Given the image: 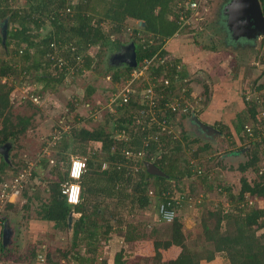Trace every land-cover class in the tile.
Segmentation results:
<instances>
[{
	"label": "trees",
	"instance_id": "obj_1",
	"mask_svg": "<svg viewBox=\"0 0 264 264\" xmlns=\"http://www.w3.org/2000/svg\"><path fill=\"white\" fill-rule=\"evenodd\" d=\"M10 1L0 0V23L2 22V28L5 23L8 25L6 43H3V32H1L0 45L3 46L4 56H15L18 61L7 64L0 56V147L8 143L12 144L13 141L18 142L19 137L27 132L31 121L26 116L19 117L17 122L13 121L10 109L13 105L11 96L15 87L11 85L12 81L19 78L22 81V86H26L31 85V81L35 80L41 90L37 93L33 91L42 99L50 87L56 89L60 85H65L72 69L77 68V74L83 75L98 67L100 63H97L95 55L90 54L92 47L100 46L110 53L117 52V50V53L121 52L126 44L115 42L113 38L115 35L123 33L128 20L136 21L141 28L140 31L136 30L131 41L136 46L138 62L145 58H152L157 54L168 55L175 62L173 67L161 66L155 73L157 76H165L170 81L171 84L165 90L166 95L178 88L179 78L183 79L182 84L184 83V87L187 89L184 93L188 97L197 88L192 81V74L186 68L187 64L183 62L182 58L165 49L166 43L171 39L177 40L176 36L184 28L180 11L186 7L189 0H30L33 6L30 4L24 9H11ZM259 1L264 14V0ZM199 2L201 10L204 9V0H199ZM223 19L222 14L220 23L225 27ZM46 26L52 27V32L45 34ZM116 41L119 39L116 38ZM179 64L182 65L181 70L177 69ZM114 66L109 62L106 72L110 73L109 70L115 69ZM132 72L133 69L125 68L112 73V77H109L117 87H113L110 90L111 93L118 92L125 85L126 80L131 77ZM263 88L264 86H260L257 91L260 96L251 100L248 96L251 91L249 92L248 88L244 89L243 97L245 105L247 103L249 106L247 112L251 124H246L245 120L239 118L238 123L234 126L236 133L228 132L231 137H234V134H242V138L251 140V144L244 148L248 150L249 160L239 168L245 173L248 169L255 167L256 172L260 175V178L253 184L243 178L242 190L238 198L247 204L250 201L258 200L263 206L248 212L244 208L237 211L231 210L228 214H225L221 207L218 211H209L207 216L202 215L201 226L205 230V240L202 243L207 245L204 249L205 254L189 249L187 246L189 236L185 233L184 223L178 215L180 208H176L173 202L169 209L177 210V215L169 223L164 221L158 213L157 205L165 197H170L168 199L170 200L172 196L177 197V194H184V192H186L185 194L189 193L191 202L194 197L190 191L193 194L195 192L191 183L193 176L200 178L201 183L207 186V191H211L212 186L208 183L212 174L208 170L196 166L191 159L180 158V152L186 144L191 143V139L188 138L182 127V120L180 123L184 131L180 139L165 140L164 142L149 141V130L143 129L148 125V121L141 119L140 124L136 122V119L140 117L139 110L145 106H141L135 101L119 106L118 111L109 114L110 119L97 129H89L86 126L71 128L70 136L65 135L53 144L49 148V154L43 151L39 156L40 158L32 171L30 183L35 179L40 180V184H42V180L45 181L46 176H41L40 171H48L49 176L54 177L46 189L49 194L48 201L42 205L38 214L40 221L52 224L56 229L63 231L70 227L69 217L72 212L81 215L74 224L75 240L73 245L75 248L84 247L87 253L83 255L76 252L75 259L79 264H98L99 261H101L100 264H140L141 261L151 259L145 255V252L152 251L149 249L151 245L156 254L154 257L159 260L163 259V251L159 252L158 250L167 249V245L181 250L177 257L170 258L166 264H201L204 260L211 263L216 259V254H226L230 264H264V232L258 234V231L264 229V137H261V126L258 120V116L264 111V94L262 95L260 91ZM94 92V88H88L87 96ZM216 97L213 94L211 108L215 107ZM166 100L168 97L162 103ZM191 102L196 109L198 119L203 124L214 127L221 134H224L225 126L227 129L231 127L227 123L217 122L213 118L209 119L208 116L205 118L204 109L202 111L204 106L202 98L201 101L191 100ZM247 128H250L251 132H248ZM123 131L127 132L129 141L119 140L115 137L116 133ZM250 134L254 136L252 137ZM208 148L209 146L206 145L204 149ZM126 150L133 151L136 156H140L141 153L144 164L140 163V159H136L137 161L128 160L124 154ZM158 153L161 154L157 155ZM13 155L11 164L0 155V181L8 175L10 176L9 171L16 175L31 163L21 162L20 165V162L16 161L17 155ZM72 157L86 158L88 164L87 172L80 182L82 200L76 206L70 205L61 192L62 185L69 180ZM148 163L155 164L164 175L149 174L146 167ZM104 164H107L105 169L103 168ZM137 164H140L141 168L136 172L137 166L135 165ZM181 164H184V167ZM151 179H154L153 182ZM185 182L188 185H185ZM30 183L29 185H31ZM183 185L188 186L186 188L188 191L184 190ZM30 189L35 190L29 186L20 199L24 198L30 202L31 198L28 196ZM217 191L222 195L223 188L217 186ZM166 192H171L172 195L163 197ZM86 195L90 197L102 195L104 198L115 199L118 203L119 213L122 206L125 205L122 201L129 200L128 214H133L136 208H150L153 197L158 196L155 221L162 222L165 225L164 229L163 231L152 229L149 233L141 232L137 225L131 224V222L127 224L124 219L119 220V226L115 232L117 230L123 232L125 229V240L133 245V249L129 253L121 250L116 253L114 261H108L96 253V251H100L101 246L98 249V246L95 247L91 243L93 240L97 242L96 244L101 241L97 239L99 235L97 223L95 219L92 220V217L103 216V213L100 214L102 210L97 204L94 205V208L97 207L96 210L89 213L88 207L91 205L89 201V203H85ZM91 201L93 205V198ZM15 205L16 203L9 204L6 208L11 210ZM91 208L93 207L91 206ZM116 213L118 212L113 214ZM1 217L0 264L3 262L4 255L8 253V243H4L3 239L8 219L4 216ZM209 218L215 219L214 228L208 226ZM222 221H226L224 232L221 231ZM112 229L114 227L112 228L108 223L104 232L103 241L105 243L110 241ZM163 235L168 240L161 244ZM38 256L39 254H37ZM45 264L59 263L47 259Z\"/></svg>",
	"mask_w": 264,
	"mask_h": 264
},
{
	"label": "rangeland",
	"instance_id": "obj_2",
	"mask_svg": "<svg viewBox=\"0 0 264 264\" xmlns=\"http://www.w3.org/2000/svg\"><path fill=\"white\" fill-rule=\"evenodd\" d=\"M226 3H228V0H204V9L201 10L202 12L199 13L197 18H192L186 22L182 31L176 36L177 40L171 39L165 46V49L182 58L183 62L187 64L186 68L190 70L192 81L197 87L194 91L204 101L202 111L204 109L206 116L209 119L213 118L217 122L227 123L228 126H231L229 129L225 126L223 129L224 134L216 135L213 138L203 133L191 117L182 119V127L185 129L188 138L191 139V143L186 144L180 152V158L191 159L196 166L198 165L199 168L206 169L212 174L208 183L212 186L211 191H207V186L201 183L200 178L193 176L191 183L195 192L193 194L190 191V194L194 197L193 200L190 202L189 193L177 194L179 198L185 196L184 199H180L181 206L178 215L184 223L185 233L189 236L187 246L189 249L198 250L204 252V254L207 245L202 243L205 240V230L201 226L202 215L207 216L209 211L215 212L221 207H223L225 214H228L231 210L237 211L244 208L248 212L263 206L258 200L250 201L247 204L238 198L242 190L243 178L253 184L254 181L260 178V175L256 172L255 167L248 169L245 173L239 168L240 165L249 160L248 150L244 148L251 144V140L242 138V134H234V137H231L228 132L236 133L234 126L238 123L239 118L245 120L246 124H251L247 112L249 106L247 103L245 105L243 95L244 89L248 88V91H251L248 95L250 100L256 98L259 95L258 88L264 86V38L234 40L226 26L223 27L220 23L221 11ZM30 4H33L30 0H11L10 8L24 9L29 7ZM223 20L225 23V18ZM1 23L0 33L2 32ZM52 30V27L46 26L44 28L45 34L52 32ZM136 30H141L140 24L128 20L123 33L115 35L113 39L115 42L127 45L132 41ZM116 38L119 41H116ZM2 47L0 45V56L4 62L10 64L12 61H18L15 56H4ZM117 52H114V54H117ZM90 54L95 55L97 63H100L98 67L83 75L77 74V71L74 75L70 74L65 85H60L56 89L50 87L38 104H34L26 96L29 93L24 92L22 81L19 78L11 82V85L15 87L11 96L13 105L10 109L13 121L17 122L19 117L25 116L31 119L27 132L19 137L18 142L13 141L11 144L12 147L9 153L11 162L13 154H16L18 157L16 161L20 162V165L21 162L25 164L31 162L35 165L54 132L59 131L61 133L68 126L70 129L67 131L66 136H70L71 128L86 126L89 129H97L106 120L110 119L109 114L111 113L107 108L108 98L112 94L110 90L117 87L110 77H112V73L122 71L125 67L115 65V69H108L110 72L108 73L106 72L107 64L112 63L111 58L114 54L100 46L92 47ZM174 55L173 57H175ZM31 82L30 92L32 90L36 93L40 92L41 89H39L37 82L35 80ZM88 88H94V94L87 96ZM260 91L263 95L264 88ZM213 94L217 97L215 107L211 108ZM132 96L138 97L135 94ZM206 116L205 118H207ZM193 118L198 119V116ZM77 122L80 123L76 124ZM206 145L209 146L208 149H204ZM181 166L184 167V164H181ZM258 166L260 165L258 164ZM62 168L65 170L64 166ZM47 172L40 171L41 176H46L45 181L42 180V184L37 179L31 181V183L29 182L31 184L29 186L35 188V190L30 189L29 191L30 202L24 198L18 199L16 200L18 203L13 209L8 210L5 208L0 212V216L8 219L9 227L13 231V233L11 232V242L8 241L7 244L8 253L4 255L1 264H43L38 259L37 254L46 255V259L59 264H79L75 259L76 252L83 255L87 253L84 247L75 248L73 245L75 240L74 226L61 231L52 224H45V222H41L42 220L40 221L38 214L42 205L49 198L46 189L49 183L54 180V177L49 176L50 174ZM8 173L12 176L15 174L12 171ZM151 180L153 182L154 179ZM185 185H188V183L185 182ZM217 186L223 188L222 195L218 193ZM184 187V190L188 191L186 189L188 186L183 185ZM152 195H155L154 192ZM92 198L94 200L93 205ZM158 200V196L153 197L150 208H136L133 214H128L129 200L122 201L125 205L122 206L119 213L118 203L115 199L104 198L102 195L92 197L86 195L85 203L89 201L93 207H88L89 213L94 209L96 210L97 207L94 208L96 204L102 210L100 214L103 213V216L97 217L96 215L92 217V220L95 219L97 223L99 234L97 239L101 240L99 244H96L97 242L94 240L91 242L93 246H98V249L101 246L100 251L102 250V253L100 251H96V253H99L102 258L108 261H114L116 253L119 251L131 252L133 245L125 240L126 230L115 232L121 219L126 220L127 224L131 222V224L137 225L141 232L147 231L149 233L152 229L163 231L165 225L162 222L155 221ZM114 212L118 213L113 214ZM80 216V214L74 212L73 223ZM108 223L114 229L110 233V241L105 243L103 241L105 238L104 232ZM207 224L210 228H214L215 219L209 218ZM225 230L226 221H222L221 231L224 232ZM263 232L264 229H261L258 234L260 235ZM162 238L161 244L167 242L168 238L165 235ZM171 247L167 245V249L158 250L159 252L163 251V259L159 260V258L154 257L156 254L154 247L151 245L149 249H152V251L145 252V255L151 259L141 261L140 264H166L174 256ZM215 258L211 263L204 260L201 264H230L226 254H216Z\"/></svg>",
	"mask_w": 264,
	"mask_h": 264
},
{
	"label": "built area",
	"instance_id": "obj_3",
	"mask_svg": "<svg viewBox=\"0 0 264 264\" xmlns=\"http://www.w3.org/2000/svg\"><path fill=\"white\" fill-rule=\"evenodd\" d=\"M182 5V3H180ZM181 19L185 25L190 19H196L199 13H201V4L199 0H189L186 7L181 9ZM190 14V15H188ZM172 56V55H171ZM173 57V56H172ZM168 55L157 54L152 58H145L142 61L138 62L137 68L133 69L131 77L126 80L125 85L116 93H112L108 98V105L110 113H116L119 106L124 104H130L132 101H135L145 108L139 110V115L136 119L138 124L142 120L148 121V125L144 126L143 129L149 130V141H161L165 140H177L180 139L183 134V129L181 128V120L183 117H194L197 116L196 109H194L191 100H200L201 98L197 96L195 91L190 93L188 97L184 92L187 90L184 87L183 79L179 78V86L176 90L170 91L168 95L165 94L166 88L171 84L170 81L165 76H157L155 73L161 66H169L168 68L173 67L175 64ZM182 65H177V69L181 70ZM77 71V68H74L70 71L71 75H74ZM31 85L28 84L23 86L24 92L29 93L26 95L34 104H38L40 97L32 92ZM183 87V89H182ZM135 94L138 97L132 96ZM162 103L163 100H165ZM89 105V104H88ZM191 112V114H189ZM189 114V115H187ZM261 126V137H264V111L258 116ZM70 128L64 129L61 133L54 132L50 136L49 143L45 147V152L49 151V148L55 144L58 140L62 139L67 131ZM248 132H251L250 128H247ZM252 136V134H250ZM254 136V135H253ZM252 136V137H253ZM115 137L119 140L129 141V136L126 131L122 133H116ZM148 140L145 142L148 143ZM49 154V152H48ZM125 156L128 160L140 159V163L144 164L142 161L143 156L140 153V156H136L135 153L131 150L124 151ZM54 163V161H51ZM87 159L80 157H72L69 167V180L62 185V195L66 198L67 202L76 206L81 203L82 200V187L81 179L84 174L87 172ZM34 164L30 163L27 168H24L22 171L16 175H8L5 179L0 181V212L4 210L9 204L17 203L16 200L22 198L23 192L29 187V182L32 177V171L34 169ZM136 172L141 168L140 164L135 165ZM107 164L103 165L105 169ZM172 195L171 192H166L163 194V197ZM165 197L163 201H160L157 205L158 213L162 216L163 220L166 222H171L175 215H177V210H170L173 202L175 203L176 208H180V199H184L185 196ZM46 255L40 254L38 259L40 262L46 263Z\"/></svg>",
	"mask_w": 264,
	"mask_h": 264
},
{
	"label": "water",
	"instance_id": "obj_4",
	"mask_svg": "<svg viewBox=\"0 0 264 264\" xmlns=\"http://www.w3.org/2000/svg\"><path fill=\"white\" fill-rule=\"evenodd\" d=\"M222 14L225 18V26L234 40H256L264 38V14L259 0H228L224 6ZM3 43H6L8 25L3 26ZM114 65H120L125 68L135 69L138 66L136 46L133 42L127 44L124 49L114 54L111 58ZM193 121L208 136L215 137L221 135L214 127L203 124L199 119L193 118ZM11 144H5L0 147V155L11 164L10 160ZM147 171L153 176H163L164 173L155 164L148 163ZM73 213L69 217V226H74ZM9 223L5 224L3 239L8 243Z\"/></svg>",
	"mask_w": 264,
	"mask_h": 264
},
{
	"label": "crops",
	"instance_id": "obj_5",
	"mask_svg": "<svg viewBox=\"0 0 264 264\" xmlns=\"http://www.w3.org/2000/svg\"><path fill=\"white\" fill-rule=\"evenodd\" d=\"M168 43V42H167ZM190 71V70H189ZM191 74V73H190ZM207 111H208V108H207ZM206 113V112H205ZM207 114H204V116H206ZM207 117V116H206ZM171 252L172 254H174L173 258L177 257L181 250L179 248H176V247H171Z\"/></svg>",
	"mask_w": 264,
	"mask_h": 264
},
{
	"label": "flooded vegetation",
	"instance_id": "obj_6",
	"mask_svg": "<svg viewBox=\"0 0 264 264\" xmlns=\"http://www.w3.org/2000/svg\"><path fill=\"white\" fill-rule=\"evenodd\" d=\"M112 54H114V52H112ZM112 62V61H111ZM112 64V63H111ZM192 121H193V119H192ZM200 129V128H199ZM201 130V129H200ZM11 232L13 233V231H12V228L11 227H9L8 228V237H9V241L11 242V239H12V235H11Z\"/></svg>",
	"mask_w": 264,
	"mask_h": 264
},
{
	"label": "clouds",
	"instance_id": "obj_7",
	"mask_svg": "<svg viewBox=\"0 0 264 264\" xmlns=\"http://www.w3.org/2000/svg\"><path fill=\"white\" fill-rule=\"evenodd\" d=\"M192 118V117H191ZM193 119V118H192Z\"/></svg>",
	"mask_w": 264,
	"mask_h": 264
}]
</instances>
